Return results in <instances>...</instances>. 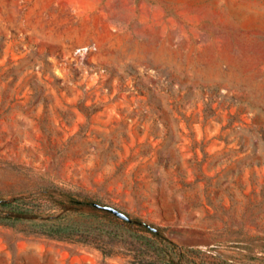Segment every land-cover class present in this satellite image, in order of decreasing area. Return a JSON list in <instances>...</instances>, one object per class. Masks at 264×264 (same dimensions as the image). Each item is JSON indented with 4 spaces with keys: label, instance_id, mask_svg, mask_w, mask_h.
<instances>
[{
    "label": "rangeland",
    "instance_id": "1",
    "mask_svg": "<svg viewBox=\"0 0 264 264\" xmlns=\"http://www.w3.org/2000/svg\"><path fill=\"white\" fill-rule=\"evenodd\" d=\"M51 182L264 264V0H0V194ZM130 259L0 224V264Z\"/></svg>",
    "mask_w": 264,
    "mask_h": 264
},
{
    "label": "trees",
    "instance_id": "2",
    "mask_svg": "<svg viewBox=\"0 0 264 264\" xmlns=\"http://www.w3.org/2000/svg\"><path fill=\"white\" fill-rule=\"evenodd\" d=\"M96 199L51 182L30 191L0 194V224L27 233L79 242L115 255L123 248L132 264H234L209 249L183 246L140 218L125 220Z\"/></svg>",
    "mask_w": 264,
    "mask_h": 264
},
{
    "label": "water",
    "instance_id": "3",
    "mask_svg": "<svg viewBox=\"0 0 264 264\" xmlns=\"http://www.w3.org/2000/svg\"><path fill=\"white\" fill-rule=\"evenodd\" d=\"M102 207L110 212H112L113 214L117 215L118 217L125 219V220H130L131 217L125 213L124 211L118 209L117 207L110 205V204H104L102 205ZM146 226L150 229H155V227L149 223H146Z\"/></svg>",
    "mask_w": 264,
    "mask_h": 264
}]
</instances>
